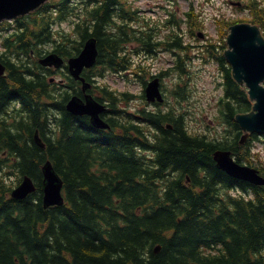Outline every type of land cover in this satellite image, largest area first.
I'll return each instance as SVG.
<instances>
[{
  "label": "trees",
  "instance_id": "1",
  "mask_svg": "<svg viewBox=\"0 0 264 264\" xmlns=\"http://www.w3.org/2000/svg\"><path fill=\"white\" fill-rule=\"evenodd\" d=\"M54 8L67 16L66 0ZM247 9L264 28V5L251 0ZM135 13L129 0H100L86 8L81 36L96 38L102 69L122 63L116 57L120 39L131 34ZM51 15L45 8L31 20L20 19L16 40L4 42L7 50L15 48L27 57L31 50L38 52L40 37L51 39ZM112 26L119 31L115 36ZM7 61L9 76L0 77V112L20 99L26 122L14 128L0 121V152L10 155L0 161V171L13 169L16 180L30 175L41 192L40 166L50 159L63 179L65 203L44 208L41 194L14 200L8 196L11 184L0 177V264H264V187H255L251 201L226 195L234 179L212 158L220 148L241 157L234 114L248 109L249 101L229 68L227 93L240 109L233 110L231 102L223 106V117L235 132L230 141L214 144L189 135L181 117L144 110L133 115L118 109V114L117 97L105 89L111 101L106 117L115 128L108 133L95 129L53 98L45 78ZM56 110L60 119L52 115ZM167 120L171 129L164 127ZM38 128L44 148L33 141ZM141 148L153 149V159L139 156ZM216 246L224 247L222 253L212 252Z\"/></svg>",
  "mask_w": 264,
  "mask_h": 264
},
{
  "label": "water",
  "instance_id": "2",
  "mask_svg": "<svg viewBox=\"0 0 264 264\" xmlns=\"http://www.w3.org/2000/svg\"><path fill=\"white\" fill-rule=\"evenodd\" d=\"M44 0H0V20L5 17L22 15L41 4ZM227 36L228 49L224 52L226 60L230 63L234 79L248 87L249 96L255 100L252 111L247 114H238L236 119L239 126L245 131H264V86L260 82L264 80V38L255 25L239 23L230 26ZM94 43L87 42L84 50L78 58L70 61V67L75 68L76 76L83 66L92 63L95 55ZM94 60V59H93ZM57 64L56 61L49 62ZM1 71V69H0ZM70 109L75 113H89L92 121L97 126H103L95 115L98 104L88 100L85 105L76 101L70 102ZM217 165L232 176L252 175V180L259 178L253 170L241 167L233 162L229 151H215L213 153ZM44 195L43 205L60 204L61 180L52 169L49 162L43 166ZM256 176V177H255ZM34 187L29 178L25 177L19 187L12 192V196L23 198ZM157 249V248H156Z\"/></svg>",
  "mask_w": 264,
  "mask_h": 264
},
{
  "label": "rangeland",
  "instance_id": "3",
  "mask_svg": "<svg viewBox=\"0 0 264 264\" xmlns=\"http://www.w3.org/2000/svg\"><path fill=\"white\" fill-rule=\"evenodd\" d=\"M76 1V0H74ZM227 1L229 0H129L139 10L137 15L144 16L145 18H161L165 19V11L159 5H166L171 11L183 14V11L188 9L192 4L197 11H201L202 16L205 19L206 32L209 39L215 40L218 38L217 26L214 17L221 13L231 17H245L246 12L231 7ZM60 31L68 32L71 29L70 24L63 22L58 26ZM217 36V37H216ZM193 41L195 39H192ZM191 41V40H190ZM199 42V41H198ZM196 49H191L190 54L195 56ZM169 55L167 53H160V58L155 61L156 65H163L164 61H167ZM139 58L135 57L132 64L139 62ZM152 69H156L152 66ZM188 70L190 73L189 87L192 88V95L183 101H178L168 94V90L174 86V82L177 80V75L168 76L164 80V89L167 94V103L169 108H172L175 112L178 109H182L186 112L184 121L192 129H196L199 132L206 133L210 137H214L215 134L220 135L223 133V124H219L218 108L216 100L222 93L220 74L217 71V66L209 61L204 62L196 56L191 59L188 64ZM117 72V71H116ZM124 72H122L123 74ZM56 79H59L55 75ZM101 82L107 83L112 88L117 90L129 89L133 93H139L141 89V82L135 79L133 75L127 73L124 78L120 75H116L111 70H106V74L100 79ZM141 101H137L136 104L130 107L134 108V105L140 106ZM162 106V107H164ZM253 150L259 151V158L264 160V146L255 142L253 144ZM253 151V152H254Z\"/></svg>",
  "mask_w": 264,
  "mask_h": 264
}]
</instances>
